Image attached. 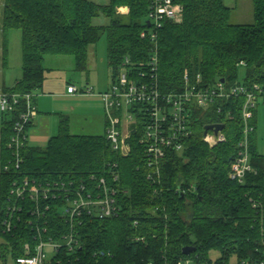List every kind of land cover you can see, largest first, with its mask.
Here are the masks:
<instances>
[{
	"label": "trees",
	"instance_id": "1",
	"mask_svg": "<svg viewBox=\"0 0 264 264\" xmlns=\"http://www.w3.org/2000/svg\"><path fill=\"white\" fill-rule=\"evenodd\" d=\"M182 5L179 21H166L157 34V79L162 91L182 90L184 75H201L205 85L224 79L227 89L243 85L264 99V0H252L254 21L231 23L232 8L225 0H176ZM151 0H5L2 12V67L8 65L7 33H22V77L8 93L43 90L47 55H72L78 69L88 66L89 47L107 36L108 65L112 81L126 57L140 66L147 63L154 43L147 29ZM105 15L106 25L94 18ZM244 68L246 77L239 79ZM257 87V88H256ZM244 94L217 101L208 109L195 110L185 149L170 152L160 166V177L149 179L143 146L136 136L131 151L113 150L104 135H77L62 118L59 131L45 147L27 143L21 149L19 168L12 164L8 146L17 112L0 118V264H13L29 255L38 243H61L47 264H240L264 260V155L257 148L256 108L249 121L248 138L253 171L243 181L229 176L231 164L244 140ZM20 102H24L21 98ZM259 104V102H258ZM257 104V105H258ZM222 113L230 111L225 119ZM222 121L225 141L210 146L205 126ZM32 125V124H31ZM28 126V130L31 127ZM107 127V118H106ZM137 135V134H136ZM138 136V135H137ZM11 162V163H10ZM11 164L9 170H4ZM119 180L114 181L112 174ZM105 177L115 188L116 216L100 217L83 212L72 219L68 201L41 199L40 218L30 198L11 195L15 181L58 182L76 188L85 183L94 191ZM15 206V212L10 208ZM10 212L13 229L2 232ZM73 237V247L66 238ZM30 246V250L26 246ZM185 247H195L190 254ZM105 250L110 255L100 256ZM218 252L213 257L212 252Z\"/></svg>",
	"mask_w": 264,
	"mask_h": 264
},
{
	"label": "built area",
	"instance_id": "2",
	"mask_svg": "<svg viewBox=\"0 0 264 264\" xmlns=\"http://www.w3.org/2000/svg\"><path fill=\"white\" fill-rule=\"evenodd\" d=\"M182 14V5L176 0H151L148 13L147 29L143 37L150 36L154 47L147 63L137 66L130 57H126L121 64L115 80L109 88L100 93L103 99L107 127L106 138L113 150L127 155L131 151L130 139L136 136L143 146V155L147 168L150 170L149 179L160 177V166L170 152H182L186 145V139L191 135V126L194 121L195 110L208 109L217 101L229 99L235 94H244L246 97L243 106L244 140L241 142V150L231 164L229 176L232 179L243 181L249 172L254 169L251 164L248 138L254 130L249 118L251 109L255 108L259 98L243 85H235L227 89L224 82L220 81L213 86L205 85L201 75L196 79H190L188 73L184 75L185 87L182 90L169 92L162 91L157 79L158 48L157 34L163 28L166 21H179ZM257 88V87H256ZM76 87L70 85L69 93H75ZM36 93H8L0 92V118L5 113L18 110L17 119L13 127V135L9 147L13 151L12 164L19 168L22 162L21 149L28 141V126L36 118L38 111L35 103ZM23 98L24 102H20ZM261 99V98H260ZM264 101V99H263ZM225 119L232 117L230 111L222 113ZM217 123H224L219 121ZM215 124V123H213ZM225 124V123H224ZM138 136H137V135ZM223 130L215 133L209 130L204 133V140L214 146L225 141ZM11 163V162H10ZM11 164H6L4 170H9ZM114 181L119 180L117 173L112 174ZM98 190L94 191L87 184L82 183L78 187H66L64 183L48 182L38 183L24 179L15 181L11 189V195L17 198H30L35 202L37 209L32 213L40 218L41 199H60L68 201L66 208L71 219L80 216L83 212L95 214L100 217L116 216L115 188L110 186L105 177H101L97 183ZM15 206L10 211L15 212ZM13 215L8 212L2 221V232L9 233L13 229ZM38 243L29 255L19 256L13 264H47L54 256L61 243L44 241L39 228ZM66 244L73 247V237L65 239ZM26 248L30 250V246ZM100 256L110 255L105 250L98 251ZM178 264H192L190 258ZM240 264H264V260L256 263L242 261Z\"/></svg>",
	"mask_w": 264,
	"mask_h": 264
},
{
	"label": "rangeland",
	"instance_id": "3",
	"mask_svg": "<svg viewBox=\"0 0 264 264\" xmlns=\"http://www.w3.org/2000/svg\"><path fill=\"white\" fill-rule=\"evenodd\" d=\"M5 0H0V86L5 80L6 87L15 85L22 77V33L11 29L7 33L8 65L2 67L3 35L1 31L2 10ZM98 4H108L110 0H93ZM232 8L231 23L249 24L254 21L252 0H225ZM96 25H106L109 18L100 15L94 18ZM46 77L40 95L36 125L28 130V142L33 146L45 147L49 139L59 131L61 120L67 117L69 129L77 135H104L106 131V112L100 93L106 91L112 81V70L108 65L107 36L104 33L100 40L90 45L87 69L77 68L72 55H47L44 61ZM246 77L244 68L239 70V79ZM72 85L77 91L73 96L67 95ZM257 148L264 155V101L259 99L256 108ZM0 241H2L0 237ZM218 257V252H212Z\"/></svg>",
	"mask_w": 264,
	"mask_h": 264
},
{
	"label": "water",
	"instance_id": "4",
	"mask_svg": "<svg viewBox=\"0 0 264 264\" xmlns=\"http://www.w3.org/2000/svg\"><path fill=\"white\" fill-rule=\"evenodd\" d=\"M149 24V22H148ZM224 79L222 80V82ZM225 128L224 123H215V124H209L205 126L204 133L207 134L209 130H213L215 133H218L219 131L223 130ZM195 247H185L184 248V253L185 254H190L192 251H195Z\"/></svg>",
	"mask_w": 264,
	"mask_h": 264
},
{
	"label": "crops",
	"instance_id": "5",
	"mask_svg": "<svg viewBox=\"0 0 264 264\" xmlns=\"http://www.w3.org/2000/svg\"><path fill=\"white\" fill-rule=\"evenodd\" d=\"M17 80H18V79H17ZM17 80H16V81H17ZM5 87H6V85H5V80H4V81H2V85L0 86V92L3 91V89H4ZM67 95H69V96H70V95L73 96L74 93H69V92H67ZM35 103H36V106H37L38 114H37L36 118L34 119V121H33V123H32L31 126L37 124L36 119H37V117L40 116V115H39V114H40V110H39L40 95L37 96V93H36V97H35ZM28 136H29V135H28Z\"/></svg>",
	"mask_w": 264,
	"mask_h": 264
}]
</instances>
